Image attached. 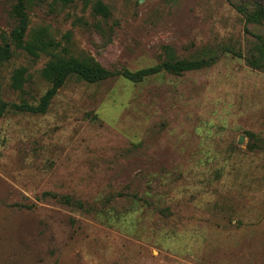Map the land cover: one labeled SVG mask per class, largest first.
Here are the masks:
<instances>
[{"label":"rangeland","instance_id":"rangeland-1","mask_svg":"<svg viewBox=\"0 0 264 264\" xmlns=\"http://www.w3.org/2000/svg\"><path fill=\"white\" fill-rule=\"evenodd\" d=\"M235 4L0 0V264H264V27ZM58 58L155 70L22 109Z\"/></svg>","mask_w":264,"mask_h":264},{"label":"trees","instance_id":"trees-1","mask_svg":"<svg viewBox=\"0 0 264 264\" xmlns=\"http://www.w3.org/2000/svg\"><path fill=\"white\" fill-rule=\"evenodd\" d=\"M240 11L245 14L246 21L248 26H257L264 27V2L259 0H236L235 4ZM96 14L102 15L107 18L110 16V10L106 5L102 2L98 1L95 6ZM260 25V26H258ZM24 23L18 28V35L15 36L16 39L20 38L21 32L24 30ZM42 50H46V46L43 42H39ZM264 48V44H263ZM8 49L5 47L0 48V59L5 61L8 59ZM204 65L203 61H176L173 63H166V68L173 70L175 72L198 69ZM154 68L141 70L135 73H131L129 71H118L111 72L107 69L103 68L100 65H90L88 63H82L76 60H64V59H56L50 61L49 64L44 68V76L52 83V88L48 90V92L43 96L41 103L36 107L24 106L22 109L26 111H30L33 113L44 112L48 107L49 102L52 97L55 95L57 90L63 86L69 76L76 75L88 82H97L109 78L114 75H122L127 77L132 81H140L146 76L154 71ZM25 70L19 69L14 74V79L17 84L16 88H21V80L23 79V74ZM20 108V107H19ZM4 108H0V115H2Z\"/></svg>","mask_w":264,"mask_h":264}]
</instances>
